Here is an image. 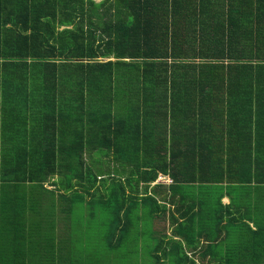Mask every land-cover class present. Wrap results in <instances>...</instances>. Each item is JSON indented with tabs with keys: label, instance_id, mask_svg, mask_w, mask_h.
Returning a JSON list of instances; mask_svg holds the SVG:
<instances>
[{
	"label": "trees",
	"instance_id": "trees-1",
	"mask_svg": "<svg viewBox=\"0 0 264 264\" xmlns=\"http://www.w3.org/2000/svg\"><path fill=\"white\" fill-rule=\"evenodd\" d=\"M181 2L193 14L187 13L190 17L181 28L199 42L186 51L170 49L179 34L171 25L181 21ZM212 8L222 11L215 14ZM209 27L216 32L207 31ZM235 31L241 41L237 51L232 46ZM167 59L172 63L166 64ZM214 61L225 62L222 74L228 78L220 83ZM182 67L199 76L182 82ZM181 87L194 97H187ZM214 89L225 97L215 96ZM0 90L11 102L0 121V146L8 141L16 148L5 162L6 150L0 147L1 179L16 180L12 186H0V223L7 233L0 230L1 264L44 260L42 238H37L42 234L31 225L36 219L58 218L66 229L62 216L85 196L89 206L96 203L118 215L111 216L110 249L138 243V236L131 237L132 220L138 218L132 210L151 204L155 210L165 208L170 230L169 235L156 233L152 250L158 264L161 258L170 264L241 263L228 245L223 255L214 247L221 246L223 217L196 208L214 202L201 198L198 187L214 195L225 181L250 180L251 173L234 152V136L243 134L230 129L241 127L245 115L258 126L247 137L255 144L248 164L264 157V140L259 143L264 139V0H0ZM160 99L162 104L169 101L168 107L156 112ZM221 103L243 114L224 126L215 108ZM149 109L155 117L148 115ZM26 114L32 118L30 128L19 130ZM167 114L179 120L178 125L168 120L170 129L162 131L157 120ZM188 114L194 120L204 118L195 123V140L178 132L182 124L195 122ZM211 117L228 127L227 145L209 139ZM196 140L198 153L190 146ZM183 169L199 170L200 176ZM159 175L168 176L171 185L155 183ZM18 181L24 186H17ZM96 193L100 195L94 201ZM55 206V214L45 209L54 211ZM28 208L38 217L27 228H14V223L26 225L28 220L19 215ZM197 216H204L200 224ZM100 233L98 225L95 240ZM60 248L54 264L87 263L71 247ZM251 259L260 264V256ZM93 261L97 264L98 259Z\"/></svg>",
	"mask_w": 264,
	"mask_h": 264
},
{
	"label": "crops",
	"instance_id": "crops-1",
	"mask_svg": "<svg viewBox=\"0 0 264 264\" xmlns=\"http://www.w3.org/2000/svg\"><path fill=\"white\" fill-rule=\"evenodd\" d=\"M96 2H99L95 0ZM101 1V0H100ZM180 14L177 15L181 18L180 22L174 21L172 23V28H179V34L177 38L174 40V48L170 49H178L180 48L182 51H186L188 49V46L190 44H194V46H198L199 44L198 41L193 39L192 33L188 32V35L185 34L184 30L181 28L184 24L183 21L186 18H189L190 16L187 14L190 11L186 12L187 6L182 5L180 6ZM219 11H222L221 9H215L212 8L211 12H214L215 14H218ZM227 12V11H226ZM191 13V12H190ZM187 14V15H184ZM190 15H193L192 13ZM249 16V15H246ZM201 28V27H199ZM198 28V29H199ZM217 29V28H215ZM215 29L213 28H208L207 31H212L216 32ZM202 30V29H201ZM239 34L235 31V34L233 36V40H235V43L233 42L232 46H234L235 50L237 51L240 48L241 41H238ZM149 45V43H147ZM166 64L172 63L171 59L165 60ZM175 63H177V60L175 59ZM190 61V60H186ZM195 63H200V60L195 59L193 60ZM213 63H216L219 68L217 69V72L219 73V78L217 79V83H220V80L223 78H228L227 74L224 73V71L221 68L225 64V62L221 61H214ZM212 63V64H213ZM208 69V68H207ZM205 69V72L207 71ZM216 74V71H214ZM179 78L181 81H186V82H193V79L198 77V73L195 71H190L185 68H181L178 72ZM168 76V75H167ZM180 91L182 93H186L187 97H194V95L190 94L189 92L185 91L183 87L180 88ZM215 96H224L223 92H219L216 89L213 90ZM169 93V92H168ZM7 95V92L0 90V108L2 111L4 110L2 116L4 117L5 113L8 114L10 112L8 106L11 104L10 100H5L8 98H5ZM225 97V96H224ZM182 102H185L182 100ZM168 103H161V99L158 101V104L161 105L157 111H164L168 107ZM141 109H144V105L141 104ZM30 107V106H28ZM215 108H218L217 110L220 111V113L223 115L222 117V125L224 126H229L231 123H233L236 120V116L243 114L242 112H238L236 109H233L232 107H228L227 104L221 103ZM204 113H205V108ZM150 113L148 112V115L151 117L153 116L154 113L152 109H149ZM12 116L16 115L17 113H10ZM10 114L6 117L9 118ZM224 115H230L229 117H226ZM157 117V116H156ZM25 119V125H18L20 127L19 130H21L23 127L28 125V128H30V118L31 116L26 114L23 117ZM192 119L195 121L193 125H183L182 128L178 129L183 136H190L192 135V138L197 139L199 138L198 136V130H199V125H195V123H202L204 118L201 119H196L194 120V117L191 114H188L187 119ZM223 118H224V123H223ZM32 119V118H31ZM156 120V118H155ZM169 121L173 122L175 125H178L177 119H174L170 115L167 114V117L165 116V125L163 127L165 128H160L162 131H167V129H170V124ZM211 122L213 124L214 130L212 131V135H209V139H216L217 140H222L220 141L219 144L225 143L227 145L228 143L226 142V130L228 127H222L220 123H217V118L211 117ZM22 123V120H21ZM241 127H232L230 129L234 130L235 133L238 134H243V137H236L234 136V143L238 145V149L234 150L237 159H240V161H244V168L246 170V173H251L250 180L249 181H236L235 182H223V188L214 190V195L213 193L210 195L207 191H204L202 187H198V191L201 193V198H205L208 200V198L211 199V202L214 201L211 206L209 204H198L196 208V212H201L202 214L205 211H209L212 215H216L220 218L223 217V225L225 228L221 230L220 234V239H219V245L214 244V247H216V251L220 249V254L225 253L226 245H228L231 249H234L237 251L236 253V259L239 258L238 261H240V264H250V260L253 262L251 258H254V255L260 256V264H264V157L261 159H258L254 161L252 164H248V160H250L254 156V143L253 140L254 138L250 136L248 139V135H251L254 132V129L258 126H256V123L254 121V118H250L248 115H245L242 120L239 122ZM181 127V126H180ZM260 127V126H259ZM194 139V140H195ZM264 139L261 138L259 139V143H262ZM197 140L196 143L191 146V150L196 151L198 153V145H197ZM181 144V143H180ZM231 144V143H230ZM216 145V144H215ZM219 146V145H218ZM181 149L183 151H186V145L181 146ZM224 156V155H223ZM263 156V154H262ZM223 160L225 157L222 158ZM182 172V164L179 165ZM184 170V169H183ZM257 171L258 173H252V171ZM184 173H189V175L193 176H200L196 173H200L199 170H193V169H187L184 170ZM206 173V172H204ZM168 177V176H167ZM239 179V178H238ZM202 190V191H200ZM213 192V191H212ZM209 203V201L207 202ZM218 204V205H217ZM219 206V207H218ZM204 216H197L196 219V224H200V220H203ZM55 223H59L60 225V219H54ZM11 225V223H10ZM21 223H14V227H22ZM58 225L56 224V227ZM234 227V228H232ZM61 232H63V229L61 227ZM220 233V230L218 231V234ZM56 234V230H55ZM64 234V233H63ZM57 236V235H55ZM202 242V240H200ZM221 243V244H220ZM217 245V246H216ZM187 251V250H186ZM189 252V249L188 251ZM209 258V254L206 259ZM215 260V259H214ZM213 260V261H214ZM215 262V261H214ZM253 264V263H252Z\"/></svg>",
	"mask_w": 264,
	"mask_h": 264
},
{
	"label": "rangeland",
	"instance_id": "rangeland-1",
	"mask_svg": "<svg viewBox=\"0 0 264 264\" xmlns=\"http://www.w3.org/2000/svg\"><path fill=\"white\" fill-rule=\"evenodd\" d=\"M102 61L106 60L102 59ZM3 112L4 110L2 111V109L0 108V121L3 119V116L1 114ZM157 121L161 126L165 125L163 119ZM2 142H4V140L2 141L1 139L0 143ZM0 147H3L4 150H6L4 151L6 152V154L4 155V159L5 162H9L10 159L13 157L12 154H14V150L16 149L15 145L12 146V144L6 141V145ZM1 167L2 165L0 166V169ZM1 175L2 174L0 172V186H12V183H14V181L16 182V180L13 181L12 178L1 179ZM171 182L172 181L167 176L162 175L158 177L155 183H163L164 185L169 186L171 185ZM24 184L25 182H17V186H24ZM47 188L52 187L50 185H47ZM195 194L196 193H193V195ZM99 195V193L95 194L94 201H97L96 198ZM103 196H105V194H103ZM83 200L85 201L74 202L70 214L65 209L68 215L62 216V225L66 224V229H63V232H61V223L60 225L59 223H55L54 219L52 220L50 218L44 217V219H36V222H33L34 224L31 225L32 228L37 227L36 232H40L42 234L37 237L42 238L39 243L40 253L44 256L47 255L46 258L44 260L42 259L39 264H54V262L58 263V255L61 249L60 244L64 247V250H70L69 247H71V251H76L77 256H82L86 259V264H96L93 261V258L98 259L97 264H158V262H156L154 259V253L152 250L155 246L156 241L158 240L156 233H164L167 235L170 234V230L167 229L168 222L167 216H165V208L155 210L154 206H152L151 204H147L143 207H138L136 209L134 208L132 210V212H134L133 216L136 214L138 215V218L134 217V219L132 220L133 229L131 232V237L136 238L138 236V243L131 244V246L122 249H120V246L117 247L119 249H110L108 247L110 246L109 241L111 240L109 237V226L112 218V213H116L110 211V209L107 208H100L98 207V205H95L96 203H94V205L89 206L86 203V196ZM45 209L55 214V210L58 208L55 206L54 211L52 208ZM170 210L172 209L170 208ZM19 216L28 220V222L25 223L26 225L22 226L23 228L29 227V221L34 220V218L38 217L32 212H30L29 208L28 212L22 211ZM1 220L2 219H0V221ZM56 224L58 225L57 227ZM98 225H100L101 229L100 239L95 240L94 238L97 232ZM163 228L167 229V231H163ZM0 230L3 232L4 235L7 234L4 223H0ZM62 236L64 237L63 239L66 240L62 239L61 242L60 238ZM166 241L167 239L164 238V248L166 247ZM111 247L114 246L111 245ZM186 250L188 251V248H186ZM186 250V255L188 257H191L192 254L187 252ZM51 255L53 256V262L49 261ZM198 257L199 255L195 256V258ZM84 258H82V260ZM182 258H184L183 255ZM160 261L161 264H170L169 261L164 260L163 258H161ZM187 263L189 264L190 262ZM77 264H81V262H77ZM171 264L173 263L171 262ZM250 264H252L251 260Z\"/></svg>",
	"mask_w": 264,
	"mask_h": 264
},
{
	"label": "built area",
	"instance_id": "built-area-1",
	"mask_svg": "<svg viewBox=\"0 0 264 264\" xmlns=\"http://www.w3.org/2000/svg\"><path fill=\"white\" fill-rule=\"evenodd\" d=\"M159 176H162V175H159ZM159 176H158V177H159ZM157 179H158V178H157ZM156 181H157V180H156Z\"/></svg>",
	"mask_w": 264,
	"mask_h": 264
}]
</instances>
